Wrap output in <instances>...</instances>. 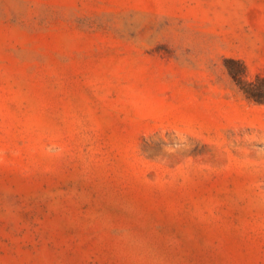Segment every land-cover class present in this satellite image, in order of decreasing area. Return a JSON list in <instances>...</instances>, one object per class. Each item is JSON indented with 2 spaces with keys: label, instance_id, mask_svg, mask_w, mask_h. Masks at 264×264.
I'll list each match as a JSON object with an SVG mask.
<instances>
[{
  "label": "rangeland",
  "instance_id": "374dc122",
  "mask_svg": "<svg viewBox=\"0 0 264 264\" xmlns=\"http://www.w3.org/2000/svg\"><path fill=\"white\" fill-rule=\"evenodd\" d=\"M264 0H0V264H264Z\"/></svg>",
  "mask_w": 264,
  "mask_h": 264
},
{
  "label": "trees",
  "instance_id": "16d2710c",
  "mask_svg": "<svg viewBox=\"0 0 264 264\" xmlns=\"http://www.w3.org/2000/svg\"><path fill=\"white\" fill-rule=\"evenodd\" d=\"M231 74L247 97L258 101L264 100V76L257 75L255 79L247 80L242 78L240 74L234 72H231Z\"/></svg>",
  "mask_w": 264,
  "mask_h": 264
}]
</instances>
